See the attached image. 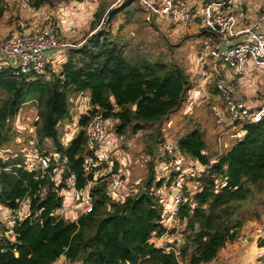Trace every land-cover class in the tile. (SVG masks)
Here are the masks:
<instances>
[{"label": "trees", "instance_id": "trees-1", "mask_svg": "<svg viewBox=\"0 0 264 264\" xmlns=\"http://www.w3.org/2000/svg\"><path fill=\"white\" fill-rule=\"evenodd\" d=\"M5 2L0 0V14ZM26 2L38 9L49 0ZM126 3L111 9L99 4L91 23L97 30L80 46L66 47L59 65L48 64L42 74L15 75L0 70V148L14 139L16 115L22 105L30 103L36 108L31 140L40 153H60L58 163L64 166L63 179L55 186V161L44 170L28 171L25 155L0 157V205L15 210L22 200H29L28 213L12 228V241L4 238L6 226L0 221V264H57L61 257L69 264H206L236 240L249 217L258 215L251 209L264 200V115L258 121L244 123L242 136L213 162L205 153L206 143L198 128L177 139L178 151L206 166L207 171L196 180L199 186L194 192L185 189L175 218L183 224L181 242L166 245L170 249L153 241L166 227L163 206L151 187L155 176L152 166L145 185L120 202L107 197L103 176H94L105 163L84 174L88 154L85 128L92 115L100 113L104 120H115L121 134L126 129L137 132L161 124L183 107L193 85L180 63L162 55L152 58L143 54L124 36L113 34L117 31L111 32L112 20L127 9ZM203 30L213 44L220 41L215 32ZM212 84L216 89V83ZM72 94H87L91 109L79 117V131L63 144L62 134L72 118ZM157 131L154 141L159 144L164 140L161 129ZM114 168L118 169L115 162ZM212 172L217 175L211 177ZM71 173L76 189L90 184L93 207L77 217L70 211L71 217L66 219L55 212L64 203L59 191L67 189L66 179ZM161 184L162 180L158 181L156 188ZM142 188L145 193L140 195ZM171 229L170 233L176 231ZM251 264H264V257Z\"/></svg>", "mask_w": 264, "mask_h": 264}, {"label": "built area", "instance_id": "built-area-1", "mask_svg": "<svg viewBox=\"0 0 264 264\" xmlns=\"http://www.w3.org/2000/svg\"><path fill=\"white\" fill-rule=\"evenodd\" d=\"M196 1L202 7L203 28L215 32L220 38V41L212 46L210 44L213 43L206 41L203 46L199 47L202 48L199 51L197 50L200 69L197 76L198 84L204 86V84L216 83V89L224 108L230 115V121L227 123L232 129L238 128L241 131L244 123L258 121L264 115V106L257 109L247 106L244 99L236 95L231 88L229 83L231 80L214 76L210 62L219 63L230 69L232 74L230 78L232 79L249 75V72H251L248 68L249 63H252V67L261 68L264 65V29H259L257 26L259 23H264V8L259 9L257 24L245 27L239 21L244 0ZM141 7L147 12L148 17L151 15L163 16L170 24H178L182 27L192 25L197 17L195 6L186 0H141ZM61 47H64V45L60 43L59 34L57 30L52 28L37 31H11L0 38V70H10L15 75L42 74L46 66L54 62L48 53L59 50ZM77 102L81 113L90 109L88 97L85 96L83 102L81 100ZM105 124L106 120L103 119L100 113L92 115L88 120L85 128L88 154L85 157L83 172L84 174H90L93 168L105 163V168L102 171H94V176H103L102 181H105L107 185V197L111 201L120 202L133 193V186L126 184L124 170L114 168V161L109 155L110 149L104 144L106 137ZM66 128L63 135L69 141L67 134L69 126ZM163 140L159 143L160 153H165L168 156V162L165 166L169 164V173L174 174L169 184V189L172 192L171 205L162 211V222L166 230L159 237L153 238L157 246H162L158 244V240L163 237L168 238L171 235L169 232L172 227L171 223L174 217L176 218V213L185 199L186 181L192 180L196 183L201 174L207 171V167L198 161H191L192 165L186 167V158L183 155L176 156L175 146L167 144L164 138ZM31 144L34 150L28 153L23 152L26 157L24 167L28 171L44 170L52 160L55 161L56 165L52 169V180L57 186L63 179L64 172V166L58 163L61 157L60 153L56 151L40 153L34 146V141ZM179 154L181 153L179 152ZM180 158L184 161V165ZM63 161L65 163L66 158H63ZM191 162L187 163L191 164ZM210 175L215 177L217 174L212 172ZM74 180V174H69L66 179L67 189L62 194L66 198L71 191V200L68 203L65 200L61 208L55 212L57 215L67 217L66 219H68L67 214L70 211L78 210L86 213L90 212L93 207L92 199L89 197L88 188L90 184L84 188L76 189L73 185ZM197 188H191L190 191L194 192ZM175 189L176 193L174 194L173 190ZM28 201V199L22 200L20 207L15 210L8 209L11 216L4 223L6 230L3 235L9 241L13 240L12 228L15 222L23 220L28 213ZM252 235L254 237L256 235L264 237V224L257 226ZM243 237V235L237 236L236 240L240 241ZM250 239L252 238L246 237L242 240L248 241ZM166 248L170 249L171 247L166 246ZM66 263L67 261L64 259L62 264Z\"/></svg>", "mask_w": 264, "mask_h": 264}, {"label": "rangeland", "instance_id": "rangeland-1", "mask_svg": "<svg viewBox=\"0 0 264 264\" xmlns=\"http://www.w3.org/2000/svg\"><path fill=\"white\" fill-rule=\"evenodd\" d=\"M186 1L190 2L191 0ZM101 3L109 6L110 9L126 3L124 8H127L126 10L130 13L128 14L126 13V10H124L123 13L119 12L112 20V24H110L111 32L113 33L117 31L113 34H120L124 36V38L129 40L131 46H138L143 54H149L152 58H155L158 55L165 56L166 58L180 63L186 71L189 70L190 55L193 52L196 53L197 50L199 51V49L202 48H199L198 42H203L205 39L204 37L199 36L200 34L205 35L203 28H197L196 26L192 27L193 25H190L182 27L181 29H174V26L167 22L168 20L165 18V20L153 19L151 22H148L147 20H150V17H148L147 12L139 11L141 0H115L114 2L113 0H49L48 4L37 10L36 15L34 14L36 24L29 30L35 31L42 30L44 28H52L57 30L60 37V43L63 44L64 47L69 48L80 46L84 42V39L98 28H91V23L93 20V13ZM21 8L25 12L21 11ZM5 10L7 11V17L5 20L9 24H12L11 28L23 29L19 22L26 23L31 20L30 18L32 15L30 14L26 16L29 9L22 2V0H8L5 3ZM158 20H161V22ZM25 27H30V24L28 23L27 25H24V28ZM8 30L4 34H6ZM212 45L214 44H210V46ZM201 46L203 45L201 44ZM233 87L234 86L232 85L231 88L234 90ZM195 88L197 90V103L195 105H191V112L187 113L186 106H190V102L185 100L182 105L183 107L166 117L161 124L149 125L145 129L138 130L137 132H132L131 129H126L122 140L124 144L117 138V136L114 135L116 139L115 145L118 146V149L120 148L123 153L130 156L128 161L129 163L124 165V169L128 168L131 179L141 180L139 181V186L145 185L152 166L155 171V176L151 183V187L154 189V187H156V183L162 180V184L159 188L162 187L166 193H170V182H168L170 177L169 175H171L169 173L170 167L169 164L165 166L168 162V156L165 153H160V145L156 144L154 141L155 139H158V129L162 130V128H165L166 131L165 134L162 135V138L167 141V144L175 146L176 156H182V154H179L180 151H177V139L189 130L199 127V130L203 133L204 139L206 137V140L208 141L211 137V140L214 142V137L217 142L212 143L215 147H209V144L206 147L209 148L207 151L208 154L205 152L209 155V160H212V154L216 152L214 155H217L219 153H223V151L225 152L227 148H229L239 137H241L237 136L236 131L238 128L229 130L228 127L225 126V124L230 121V115L225 110L221 98L222 107H217L220 108L222 112L213 111L210 108L211 104L209 103H213L212 98L214 96L217 98L214 102H220V95L218 97V94L214 93V86H212V83L205 84L204 86L195 85ZM240 97L244 99L242 95ZM84 98L85 95H76L74 97L75 100H81V102L84 101ZM78 105L79 104L74 103V101L70 103V106L73 108H71L72 118L70 121L72 124L70 129L67 131L69 141L74 137L72 134L76 133L80 129L76 123H73L75 122V117L79 119L81 116H78L79 114L77 113L79 107ZM89 110H87V112ZM22 111L23 113L21 116L13 122V126L15 127L14 139L7 145V147L0 148V156L3 159H7L12 155L14 156L15 153L23 154L22 152L28 153L34 150V147L31 144L33 143L31 137L34 134L33 123L36 117V108H30V105L26 108L24 106ZM84 113L86 112H83V114ZM112 122L116 124V121ZM112 126L114 127V125ZM115 130H117L116 127ZM115 130V133L118 135L121 134L119 131ZM160 133L162 132L160 131ZM63 134L61 140H63V144H65L68 141L64 138ZM107 134L109 142L111 136L109 129ZM149 147L150 149L152 148V153L154 147V155H152ZM217 147H219V150ZM49 150H51V147H49ZM186 161L191 162L189 159H186ZM187 162L186 167L192 165V162L191 164H188ZM182 164L184 165L183 160ZM119 165L123 166L120 161ZM185 184L187 189L198 187V184L192 182V180H187ZM65 190L66 189L63 188L62 192ZM153 191L155 192V189ZM158 192L159 191H157V193ZM160 195L164 197L162 191H160ZM74 211L71 212L74 213L76 217L82 213L78 210ZM251 212L258 213V215L253 214L245 221L238 236L243 235V238L254 237L252 232L259 224H263L264 222V200L255 204L254 207L252 206ZM67 216L68 219H70L71 214L68 213ZM171 224V228H175L176 231L173 233L171 232V235H169L167 239H170L169 243L178 244L181 242V236L178 233H180L183 224L179 223L175 217ZM167 239L163 237L158 240V244L162 246L169 244L166 243V241H168ZM242 239H240V241L235 240L225 245L217 254V257L210 263L206 264H218L223 262L230 264H250L251 262H261L264 257V252L258 256H256V254L252 255L249 249V245L251 246L250 240L244 241ZM63 262V259H59L56 263L62 264ZM181 264L185 263L181 262Z\"/></svg>", "mask_w": 264, "mask_h": 264}, {"label": "crops", "instance_id": "crops-1", "mask_svg": "<svg viewBox=\"0 0 264 264\" xmlns=\"http://www.w3.org/2000/svg\"><path fill=\"white\" fill-rule=\"evenodd\" d=\"M7 1L8 0H6V2ZM22 2L28 7L29 12H28V14L26 13V16H28V15L31 14L32 15L31 18H30L31 20H29L26 23L19 22L20 25H22L23 29H14V28H11L12 27V24H9L5 20V18L7 17V13H6L7 11L4 9V11L0 14V38L3 37V35L5 36V35L9 34L11 31L29 30V29H31V28H33L35 26L36 20H35L34 14L36 15L37 14V10H39L41 7L38 8V9H34V8L30 7L27 4L26 0H22ZM189 3L191 5H193V6H195V10L197 12V17L195 18L194 23L192 24L193 25L192 27L196 26L197 28L198 27L203 28V25H202V20H203L202 7H200V5L197 3L196 0H191ZM22 6H23V4H22ZM261 7H264V0L263 1L262 0H245L244 1V4L242 6V10H241L240 16H239L240 23L243 24V26H245V27L246 26L256 25L257 22H258L259 9ZM140 9L143 12L145 11L141 6H140ZM21 11L25 12L22 8H21ZM153 19H162V20H165L163 16L151 15L150 16V20H147V21L148 22H151V20H153ZM158 21L161 22V20H158ZM28 23L30 24V27H28V28L25 27L24 28V25H27ZM173 26H174V29H181L182 28V26H180L178 24H175V25L173 24ZM257 27L259 29H264V23H259V25ZM7 30H8V32L6 34H4ZM31 31H34V30H31ZM35 31H37V30H35ZM199 36L205 38L203 40V42H198V46L199 47L201 46V44L204 45L206 41H208L210 43H213V39L210 36L203 35V34H200ZM65 48L66 47H61L59 50L51 51V52L48 53V55L52 58V60L54 61V63H56V65H59L61 62H63L64 55H65ZM210 67H211V70L214 73V76L215 77H219V78H222V79H225V80H231V81H229V83L231 84V86L232 85L234 86L233 88H234V91H235L236 95H239V96L242 95L244 97V101H245V104L247 106H249L250 108H253V109H257V108H260L261 106H264V65L261 68H255V67H252V63H249L248 68L251 70V72H249V75H247L245 77H237L235 79L230 78V75H232L231 74V70L228 69V68H226V67H223L219 63L217 64V63L210 62ZM199 70L200 69H199V64H198V53L196 51V53L193 52L190 55V58H189V70H188L189 72L187 71V73L189 74V77L192 78V83H193L191 89L187 93L188 96L186 97V100L188 102H190V106H186L187 113L191 112L190 111L191 108H192L191 105H195L197 103V98H196L197 97L196 96L197 95V90L195 88V85H199L198 84V81H197V76L199 74ZM200 86H201V84H200ZM212 86H214V85L212 84ZM213 91H214L215 94L217 93L218 94V97H219V93L215 89V86H214ZM215 94H212V95H215ZM76 95L77 94L70 95V100L71 101H74V103H78L77 102L78 100H75L74 99V97ZM86 97H88V96H86ZM212 100H213V103H209V104H211L210 105V108L213 111L215 110V111H221L222 112V110L220 108H218L219 106L222 107L220 97H219V101H220L219 103L214 102V101L217 100V98L215 96L212 98ZM29 105H30V108H35L34 105H31L30 103H25L24 105L21 106L18 114L16 115L15 120L18 119L21 116V114L23 113V111H22L23 110V107L25 106V108H26ZM89 106H90V109H91L90 103H89ZM77 113L79 114L78 116H80V115L83 114V113H81V109L79 107H78ZM35 114H36V112H35ZM112 121H115V120H113V119H107L106 120L105 130H106V126H107V131H105L106 137H105L104 144H106L109 147V149H110L109 155L112 157V159L116 163V165L118 164V168H121L122 170L125 171V173H126L125 174L126 175V177H125L126 178V184L128 186L129 185H132L133 186V193L132 194H134V193L137 192V190L140 187H142V186H139V181H141V180L140 179H136V180L131 179V175H130V173L128 171V168L124 169L125 168L124 165L126 163H129L128 161H129V157L130 156L128 154H126V153H123L120 150V148L118 149V146L115 145V142H116L115 141L116 140L115 139V136H117V138L120 139L123 144H124V142L122 141L123 140V134L118 135L117 133L114 132V130H115V124ZM77 122H78V119L75 117V122H73V123H76L77 124ZM71 124L72 123H69V125H68L69 126V129H70ZM112 125H114V127ZM225 126L228 127L229 130H233L231 128V126L229 125V123H226ZM108 129L110 130V134H111L110 141L109 142H108V139H107L108 138V134H107ZM198 129H199V127H198ZM115 131H117V130H115ZM165 131H166L165 128L164 129L162 128V130H161L162 135L165 134ZM236 133H237V136H242V134H243L242 131H240V130H237ZM75 134L76 133H74L73 135H75ZM238 134H240V135H238ZM232 137H234V136H232ZM213 140H214V142L211 140V137H210L208 139V141H207L206 140V137H205L204 142L206 143V147L208 146V144H209V147H215L212 143H217V142L215 141L214 137H213ZM50 145L51 144H49V146ZM217 148L219 150V147H217ZM208 150H209V148H205V152L206 153H207ZM214 154H216V152ZM214 154H212V157H211L212 160H210L211 162H213L221 153H219L217 155H214ZM187 159H189V158H187ZM189 160L193 161L192 159H189ZM119 161H120V163L123 164V166H120L119 165ZM194 161H196V160H194ZM154 188H155V192H156L155 194L157 196H159V198H160L161 204L163 206V208H162V211H163L164 209L168 208L171 205V195H172V192L169 191L170 193L168 194V193L165 192L164 189H162V187L161 188L154 187ZM61 189H60L59 193H60V196L61 195L63 196ZM157 191H159V192L157 193ZM160 191H162L164 197L160 195ZM71 194H72V192L70 191V194L67 195L66 198L63 196L64 197V201L66 200L67 203L70 202V200H71ZM166 196H167V198H166ZM10 215H11V212L7 208H4V207L1 206L0 221L3 222L2 224L6 223V220L10 217ZM263 224H264V222H263ZM259 225H262V224H259ZM178 234L181 236L180 233H178ZM165 239H167V238H165ZM167 240L168 241H166V243H169L170 239H167ZM169 244H171V243H169ZM227 244H229V243H227ZM166 245H168V244H166ZM250 247L251 246L249 245V249H250ZM221 249H223V248H221ZM220 250H219V252H220ZM262 252H264L263 249H257L255 254H256V256H258ZM59 259H64V258L61 257ZM251 263H253V262H251Z\"/></svg>", "mask_w": 264, "mask_h": 264}, {"label": "water", "instance_id": "water-1", "mask_svg": "<svg viewBox=\"0 0 264 264\" xmlns=\"http://www.w3.org/2000/svg\"><path fill=\"white\" fill-rule=\"evenodd\" d=\"M143 193H145V188L141 189L140 195H142ZM173 193L174 194L176 193V189L173 190ZM250 241H251L250 251H251L252 255H255L257 249H263L264 250V237L263 236L256 235L255 237L250 239Z\"/></svg>", "mask_w": 264, "mask_h": 264}]
</instances>
